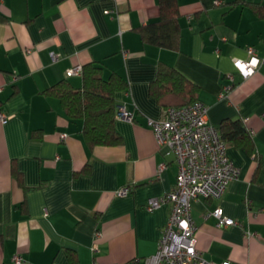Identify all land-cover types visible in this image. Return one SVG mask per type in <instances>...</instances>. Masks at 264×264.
Masks as SVG:
<instances>
[{"label":"crops","instance_id":"0c3cea01","mask_svg":"<svg viewBox=\"0 0 264 264\" xmlns=\"http://www.w3.org/2000/svg\"><path fill=\"white\" fill-rule=\"evenodd\" d=\"M178 4L175 51L141 38L158 0H0V110L9 116L0 121V264L15 254L22 264H142L156 253L171 205H146L175 187L178 170L148 125L163 116L150 93L162 64L198 87L211 125L240 120L254 143L223 140L240 176L222 198L193 202L197 248L217 264H264V62L247 78L234 65L249 47L264 59V0ZM90 62L128 81L115 97L134 119L116 116L119 145L90 149L82 121L43 93L64 80L81 88L82 75L66 73ZM122 187L131 192L118 195ZM218 207L236 223L219 227L209 215Z\"/></svg>","mask_w":264,"mask_h":264},{"label":"built area","instance_id":"2783aa9c","mask_svg":"<svg viewBox=\"0 0 264 264\" xmlns=\"http://www.w3.org/2000/svg\"><path fill=\"white\" fill-rule=\"evenodd\" d=\"M248 59H235L234 65L244 78L253 75L264 59L258 57L253 47L248 48ZM53 61L59 54L52 53ZM83 66L77 65L66 73L68 77L81 76ZM17 77L14 78L16 81ZM117 117L133 121L134 113L125 106L118 108ZM9 116L0 110V121L5 123ZM154 136L161 148L172 153L177 164L175 187L166 195L150 199L146 205L148 211H154L162 204L171 205V213L158 243L156 253L140 260L142 264H217L204 258L196 246L197 225L192 216L193 202L199 197L220 199L230 183L240 176V169L227 153V145L220 137L216 127L208 120V107L201 101H195L180 108H166L159 120L149 119ZM61 140L67 135L61 133ZM166 166L160 165L161 171ZM131 192L130 187H122L120 196ZM209 215L214 216L219 227H228L236 222L225 215L222 208L214 209ZM99 234L96 238L99 239ZM96 249V246L94 247ZM15 264L25 262L15 254ZM132 261L128 264H138ZM219 264H231L225 260Z\"/></svg>","mask_w":264,"mask_h":264},{"label":"trees","instance_id":"16d2710c","mask_svg":"<svg viewBox=\"0 0 264 264\" xmlns=\"http://www.w3.org/2000/svg\"><path fill=\"white\" fill-rule=\"evenodd\" d=\"M160 16L141 27L144 43L178 51L180 49V11L178 0H158ZM83 85L76 88L69 81H59L43 91L59 99L71 120L82 121V135L90 149L97 146H115L122 142L115 127L118 113L116 93L128 89L127 79L112 72L104 77V68L97 62L83 66ZM150 93L163 109L187 106L198 97V87L176 68L160 65ZM226 143H244L250 150L252 135L240 120L224 119L217 128ZM73 259V258H72Z\"/></svg>","mask_w":264,"mask_h":264}]
</instances>
